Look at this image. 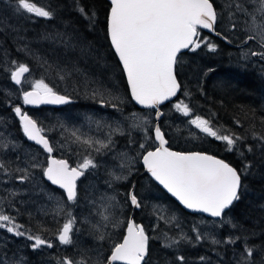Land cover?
<instances>
[{"label":"snow or ice","instance_id":"6c2138e0","mask_svg":"<svg viewBox=\"0 0 264 264\" xmlns=\"http://www.w3.org/2000/svg\"><path fill=\"white\" fill-rule=\"evenodd\" d=\"M3 2L11 7L15 15L21 18L27 16L33 22L35 18L55 19L59 8L58 4L52 3L38 6L35 0ZM73 5L89 26L94 27L96 13L86 8L81 0H73ZM205 30L229 44L233 42L229 33L239 30L243 33L237 44L241 59L247 61L252 57L264 61V0H109L105 34L126 78V97L119 95L118 89L106 87L94 79L92 74L80 67L79 60L70 65L51 62L38 55L26 37L17 35L18 53H24L41 68L54 71L58 82L74 83L83 91L85 98L91 99L101 109L119 112L121 117L110 123L103 117L94 119L93 115L85 114L84 119L89 125L95 124L97 131L106 130L103 138L81 131L79 126L69 127L59 121L51 128H45L23 106L67 105L73 102L72 97L62 94L55 84L50 85L45 79L28 80L25 76L26 73L31 74L28 64L17 59H5V51L4 57H0V65H3L0 70L6 72L7 78L18 86L16 99L21 103H13L7 91L0 92L5 96L3 103L10 108L13 118L18 119L23 137L40 146L48 157L45 166L37 152H24L19 138L12 135L8 120L0 117V176L3 177L0 184L6 186L4 194L0 195V233L5 237L11 234L14 238L27 240L25 247L34 253H40L45 248L53 249L57 243L60 246H75L77 233H87L96 241L95 259L83 252L78 253V259L67 255L59 257L56 264H149L151 237L143 225L131 219L124 224L126 231L121 242L112 243L108 248L110 254L103 255V245L111 239L108 227L115 228L121 223L113 210L123 206L134 209L146 207L145 198L137 192L135 184H128L122 193L123 200H117V196L121 195L117 190L128 183L137 170L135 165L140 164L150 181L162 186L183 208L214 218L209 222L201 217L185 232L170 210L166 215L163 206H155L154 215L166 225L157 237L161 248L171 256L165 264H188L182 249L203 243L210 244L213 249L222 245L233 246V264H264V243H254L257 238L255 230L244 228L228 215L241 199L242 177L250 174L253 167L245 154L253 151V145L247 141L256 142L264 152V127L258 132L255 124H251L243 134L227 129L221 131L213 123L212 114L207 118L201 115L191 118L194 108L190 107V103L179 99L173 103V109L189 117L184 121L189 126V135L199 138L198 131L223 143L225 151L241 158L238 168L205 151L172 150L160 123L165 116L161 108L166 102L172 103L178 94L185 97L191 95L183 90L179 78L185 52L194 53L202 48H207L209 52L217 51L218 45L203 35ZM41 39L66 53L74 54L79 49L81 59L91 55L90 48L80 46L74 31L46 32ZM250 42L255 44V48L250 46ZM127 103L139 106V109H129L125 114ZM145 109L150 111L144 112ZM236 123L240 125V121ZM261 125L264 126V119ZM192 127L197 131H192ZM50 131H59L61 148L74 145L84 150L80 163L72 166L68 160L52 156L56 144L49 138ZM117 136H127V147L134 151V155L118 150ZM72 150L75 151V148ZM98 157L108 158L104 161L108 165L105 168L108 179L103 186L106 191H100L98 197L95 194L87 197L83 211L88 215L81 218L79 206L82 197L78 181L86 177V173L91 174V170L101 167ZM10 184L12 187H7ZM16 184L24 188L18 189ZM108 191L116 195H109ZM22 194L31 197L33 203L36 199H43L51 205L50 210L44 208L40 211L46 216L51 214L59 225L52 232V239L47 237L50 229L42 223L33 225V214L26 209L21 210L19 205L25 201L18 197ZM97 203L109 214L100 213ZM25 212L30 219L21 223L20 217ZM159 227L157 224L153 230ZM224 228L229 231L219 235ZM260 236L264 237V232ZM236 245L239 248H235ZM9 251L7 243L0 241V264H29L27 256L16 251L10 256ZM198 259L201 264L210 262L208 256H199Z\"/></svg>","mask_w":264,"mask_h":264},{"label":"trees","instance_id":"16d2710c","mask_svg":"<svg viewBox=\"0 0 264 264\" xmlns=\"http://www.w3.org/2000/svg\"><path fill=\"white\" fill-rule=\"evenodd\" d=\"M35 2L38 6H47L49 3L58 4L59 8L56 18L53 20L35 18L33 22V20L28 19L27 16L21 18L15 15L11 7L5 4L3 0H0V57H4V52L6 51L7 57H4L5 59H17L20 62L28 64L31 74H27V76L36 75L38 79H45L50 85L53 79H57L54 71L41 68V66L32 61L30 57L16 51L17 35H21L26 37V41L30 43V47H32L38 55L46 57L49 61L61 65H70L72 62L79 60L80 67L85 68L93 75L94 79L99 80L104 86H106L105 84H109V87L114 89L109 83V81H113L115 88L118 89V93L126 97L127 86L125 79L119 69L116 57L110 49L105 34V18L109 3L106 0H81V3L86 8L96 13L95 26L90 27L88 21L82 18L75 10L73 0H35ZM57 30L60 32H64L65 30L69 32L74 31L78 37L80 46L90 48L91 55L81 59L79 49H76L74 54L66 53L56 45L41 39L44 33ZM239 34V30L234 34L229 33V36L233 40V42L229 44L216 36L209 35L206 32L203 33L204 36L209 37L218 45L217 51L209 52L207 48H202L194 53L186 52L184 54L179 78L182 82L183 90L191 93V95L185 97L179 94L178 98L172 103L164 105L161 110L165 113V116L160 120V123L165 120H170L169 123L172 124L171 129H166L162 126L167 138H169V146L172 150L205 151L225 159L238 168L240 167L241 158L237 154L225 151L223 143L199 133L194 127H192L191 130L197 131L199 138L191 136L192 139H195L193 145H191L187 140L189 126L184 123L189 117H186V119L181 118L179 112L173 109V103L177 102L178 99L184 100L185 103H190V107L194 108L191 118H194L195 115H201L207 118L212 114L213 123L221 131L227 129L243 134L245 129L251 124H255L256 131H261L262 127H264L261 125V120L264 119V83L261 82L256 72L250 66L244 65L240 61V54L235 48L241 39ZM2 67L3 65H0V68ZM54 84L58 91L62 94L71 96L72 100L76 102L69 108L79 106L82 108L92 103L91 99L83 97V91L79 90L78 86L74 83L64 81ZM7 88L12 89V91L17 90L13 83L7 78V73L0 70V92H5ZM4 100L5 96L0 95V117L8 120L11 125L12 135L19 138L22 146H27L28 148L34 147L23 137L19 128L18 119L13 118L14 114L11 112L10 108L5 106L3 103ZM12 101L17 104L21 103V101L17 99ZM82 102L84 104H81ZM130 108L138 110L132 104ZM24 109L28 111L29 114L37 117L40 122H44L43 119L46 118L47 113L53 110L49 108H39L35 110ZM236 121H240V125H237ZM119 140H121L122 143H127V138L124 139L120 137ZM247 143L253 145V151L251 153H245L247 159L252 162L253 167L250 170V174L242 177L243 187L241 189V199L234 204L228 212V215L243 225L244 228L255 230L257 238L254 239V243L260 244L264 243V237L260 236V233L264 232V152L261 151L260 146L256 142L248 140ZM36 150L38 154H43L38 148H36ZM54 154L57 156L55 151ZM139 171V174L132 177L129 184H136L139 182L137 181L138 176L144 172L141 167ZM150 186L152 187L153 195L155 196V194H157V197L155 196L157 202L162 201L175 210L184 231L187 232L193 223L200 220L201 216L184 212L152 181H150ZM78 187L81 190L80 183H78ZM127 187L128 184L124 185L121 188L122 191H125ZM136 190L138 192L139 185L136 186ZM25 198L27 204H25V206L19 205V207L22 211L26 209V212L28 211L33 214V225L42 223L50 229L47 233V237L52 239V232H54L59 225L51 214L46 216L44 214L34 213L32 211V198L27 195ZM19 199H22V197ZM43 203H46L43 199H37L36 204L40 205ZM129 209L130 212L128 211L125 213V220H128L130 216H132L136 223L148 228L147 222L152 221L153 214L149 215L152 218H147L145 216L148 214V210L146 211L147 214H145L144 207L133 213L130 207ZM26 212L20 217L21 223H27L30 219ZM205 220L211 222V220ZM162 226H164L163 223L160 224V227L155 233H151V238L149 240L151 259L149 264H165L166 261L171 260V256L161 248L160 240L157 238L160 230L164 229ZM124 231L125 226H123L121 232L118 234V240L120 235L121 241ZM228 231V228H224L220 231V235L223 236ZM147 233L149 234L148 231ZM232 247L233 246L222 245L213 249L210 244L203 243L195 247H185L182 251L187 257L188 264H201L198 259L199 256L210 257L209 264H233L235 257ZM234 247L239 248V245ZM108 248L109 245H103V255L110 254ZM50 253L53 255L50 261L54 264H56L59 257L65 255L77 259L79 258V252L73 253L70 249L64 248V246H60L58 243L55 248L50 250ZM41 261L43 264L47 262L43 257H41Z\"/></svg>","mask_w":264,"mask_h":264},{"label":"rangeland","instance_id":"374dc122","mask_svg":"<svg viewBox=\"0 0 264 264\" xmlns=\"http://www.w3.org/2000/svg\"><path fill=\"white\" fill-rule=\"evenodd\" d=\"M239 35L242 38L243 33L240 32ZM251 47L255 48V44H253ZM262 76L264 78V74H262ZM26 77L30 81L38 79L36 75H29ZM54 83H58L57 79L52 80V84H54ZM109 83L111 84V87L116 89L113 81H109ZM105 85L107 87L110 86L109 84H105ZM6 91L9 94V98H11L12 100H16L17 90L12 91V89L7 88ZM118 94L123 96L120 93H118ZM83 97H85V96H83ZM88 103H90V102H88ZM81 104H84V103L82 102ZM131 104L132 103H127L125 105V114H127L129 109L134 110L133 108H130ZM144 112H149V111L144 110ZM85 114L93 115L94 119H99L100 117H103L104 120L109 121L110 123L114 122L116 120H119L121 117V114L119 112H113L112 109H101L98 105L94 104V102L92 101V103L90 105L87 104L85 107H82V108L79 106V107L67 108L65 110H58V111L52 110L51 112L47 113L46 118L43 119L44 122H41V123L43 124V126L45 128H51L53 125H56L58 121L67 124L69 127L76 125V126H79L81 128V131L86 132L89 135L103 138L104 131H106V130L97 131L95 124L89 125L88 122H86L84 119ZM179 116L181 118L186 119V117H184L181 113H179ZM169 121L165 120V121L161 122L162 126H164L166 129H169V128L171 129L172 124L169 123ZM172 131H173V129H172ZM188 132H189V130H188ZM48 135H49L50 139H52V142L54 144H56V148L54 151L57 153L58 157L65 158V159L69 160L73 164V166H76L78 163L81 162L82 156L84 155V150L82 148H79V147L74 146V145L71 147L66 145L64 148H61L59 146V143H58L61 140V136H60L59 131H50L48 133ZM120 137H123L124 139L127 138V136L115 137V139L117 140L118 150L128 151L129 156L134 155L135 154L134 151L129 150V148L127 147V143H122V141L119 140ZM137 139H139V137H137ZM187 140L191 145H193V143L195 141V139L191 138L189 133L187 134ZM73 148H75V151L72 150ZM22 149L24 152H27V151L37 152L35 147L28 148L27 146H22ZM38 156H39L40 161L42 163H45V166H46L45 155L39 153ZM98 159L100 160L101 167L98 170H91V174L86 173V177H83L82 180L79 182L80 186H81V190H82V196H81L82 199H81V203L79 206L80 211L82 213L81 218L88 215L87 212L83 211L85 208V201H86L87 197L89 195H93V194L97 195V197H98L100 191H106V189L103 186H104V182L108 179V176L105 172V168L108 165L104 161L107 160L108 158L107 157H104V158L98 157ZM140 167L142 168V166L140 164L135 165V169H137V170L134 171L133 175H131L128 183H126V184L130 183V181L134 175L139 174V172H140L139 168ZM146 176L147 175L144 172L141 173L137 179V181H139V182L136 183L135 185L136 186L139 185L138 193L145 198L144 203H145L146 207H144V210H145L144 213L147 214L146 211L148 210V214L146 216L144 214V216L147 218H152L149 215L153 214L152 221L147 222L148 228L145 227L151 236V233H155V231L158 229L157 228L156 230H153L154 226L157 224H159V225L161 224V222L158 221L156 216L154 215L155 206H157V205L163 206V208L166 210L165 211L166 215H167V211L170 210L175 215V217H177V219L179 217L177 216L178 214L175 213V210L172 209L171 206L163 203L162 201L157 202V200L155 199V196L157 197V194H155V196L153 195L152 187L150 186V179L148 176L147 177ZM1 179H3L2 176H1ZM126 184H124V185H126ZM5 187H6L5 185L0 184V195L4 194V188ZM7 187H12V185L10 184ZM15 187L18 189L24 188V186H21L19 184H16ZM117 191L121 193V195L117 196V200L122 201L123 200L122 193L124 191H122L121 188L118 189ZM108 194L109 195H116L115 192H111V191H108ZM21 197L25 201V203L21 204V206H25V204H27V200L25 198L26 195L22 194ZM19 198L20 197H18V199ZM36 202H37V199L35 200V202L33 203V206H32V208H33L32 211L36 214H43L40 211L41 209H44V208H47L49 210L51 209V205L48 203H43L44 205L43 204L39 205V204H36ZM89 207H91V205H89ZM97 209L99 210L100 213H103L104 215L109 214L108 210H106L99 203H97ZM93 211H95V210H93ZM113 211L115 212L116 217L121 221V223L119 225H117V227H115V228H112L111 226L108 227L107 231H108V234L111 236V239L108 240L107 243H105V245H109V246L112 243L120 242V235H119V240H118V234L121 232V229L123 228L125 221H127V219L125 220V213L128 211L130 212V209L128 206H123V207L114 209ZM96 219L99 220L100 217L97 216ZM165 227H166V225L164 224V226H162V228H165ZM209 227H210V224H209ZM86 235H87V233L85 235H79V233H77L78 239H77L76 245L75 246H64V248L70 249V251H72L73 253L86 252L88 256L95 259L96 258V250L95 249L97 248L96 241L92 237H90L88 235L86 236ZM219 235H220V232H219ZM0 241H5L7 243V246L10 249V251H9L10 256H11L13 251H16L20 255L27 256L29 264H43L41 261V257H43L44 259L47 260V262L44 264H54L53 262L50 261L51 257L53 256L50 253L51 249L45 248L40 253L29 252L31 250H29L28 248L25 247V245L28 243V241L23 239V238H14L11 236V234H8L5 237V235L3 233H0Z\"/></svg>","mask_w":264,"mask_h":264},{"label":"water","instance_id":"95a60500","mask_svg":"<svg viewBox=\"0 0 264 264\" xmlns=\"http://www.w3.org/2000/svg\"><path fill=\"white\" fill-rule=\"evenodd\" d=\"M108 3H109V0H106ZM204 32H206L207 34H209V35H212V36H214L212 33H210V32H208V31H204ZM186 53V52H185ZM27 74L28 73H26L25 74V76H27ZM124 79H125V83H126V78L124 77ZM13 83V82H12ZM13 85H14V83H13ZM15 86V85H14ZM126 86H127V84H126ZM16 88L18 87V86H15ZM179 95V94H178ZM174 100H176V98H173V101ZM172 101V102H173ZM73 103V102H72ZM72 103H70V104H72ZM70 104H67V105H41V106H39V107H35V106H24V108H26V109H31V110H35V109H39V108H52V109H59V108H63V107H66V106H68V105H70ZM166 104H168V102H166ZM165 104V105H166ZM134 105V104H133ZM137 109H139V106H136V105H134ZM145 110H147V109H145ZM162 119V118H161ZM26 140V139H25ZM27 141V140H26ZM29 144H31V145H33L34 147H36V148H38V149H40L42 152H43V154L46 156V160H47V157H48V154L47 153H45L41 148H40V146H38V145H35L34 144V142H31V141H27ZM52 156L53 157H55L54 156V152L52 153ZM56 158V157H55ZM142 166V165H141ZM142 169H143V171H144V173L146 174V172H145V170H144V168L142 167ZM147 175V174H146ZM148 176V175H147ZM82 179V178H81ZM80 179V180H81ZM79 182V181H78ZM157 187H159L168 197H170L184 212H186V213H188V214H191V215H198V216H201V217H203V218H205V219H208V220H213L214 218H211V217H209L207 214H200V213H193V212H191L190 210H187V209H185V208H183V206L182 205H180L179 204V202L174 198V197H172L171 196V194H169V193H167L166 192V190H164L163 188H162V186H159L158 184H156L155 182H153ZM53 187H55V186H53ZM140 209H134V208H131V211H132V213L134 212V211H139ZM129 219H131V220H133L134 221V219H133V217L132 216H130V218ZM135 222V221H134ZM139 225H141V224H139ZM125 231H126V228H125ZM125 231H124V233H125ZM122 240V239H121ZM121 242V241H120Z\"/></svg>","mask_w":264,"mask_h":264},{"label":"flooded vegetation","instance_id":"af4514ba","mask_svg":"<svg viewBox=\"0 0 264 264\" xmlns=\"http://www.w3.org/2000/svg\"><path fill=\"white\" fill-rule=\"evenodd\" d=\"M243 38V35H242ZM241 38V39H242ZM253 44L250 42V46H252ZM236 50L239 52L240 54V49L238 47H235ZM241 57V55H240ZM240 61L244 64V65H248L250 66L257 74V77L261 80V82L264 83V78L262 76V74H264V61L259 60L258 58H252L250 57L247 61H244L243 59H240ZM76 102L73 100V103L69 105V107L73 104H75ZM68 107V106H66ZM66 107L63 108H59V109H53V110H62V109H67ZM68 107V108H69ZM58 158V156H56ZM61 159V158H59ZM65 159V158H64ZM67 160V159H66ZM69 161V160H68ZM69 163L73 166V164L69 161Z\"/></svg>","mask_w":264,"mask_h":264},{"label":"bare ground","instance_id":"6f19581e","mask_svg":"<svg viewBox=\"0 0 264 264\" xmlns=\"http://www.w3.org/2000/svg\"><path fill=\"white\" fill-rule=\"evenodd\" d=\"M72 106V105H71ZM136 223V222H135ZM138 224V223H137ZM147 232V231H146ZM148 234V233H147ZM149 235V234H148ZM150 236V235H149Z\"/></svg>","mask_w":264,"mask_h":264}]
</instances>
